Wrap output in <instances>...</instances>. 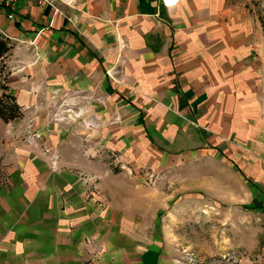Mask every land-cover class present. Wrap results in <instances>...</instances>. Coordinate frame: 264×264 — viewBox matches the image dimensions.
<instances>
[{
	"label": "crops",
	"instance_id": "obj_1",
	"mask_svg": "<svg viewBox=\"0 0 264 264\" xmlns=\"http://www.w3.org/2000/svg\"><path fill=\"white\" fill-rule=\"evenodd\" d=\"M0 40V264H176L143 178L201 190L262 139L254 26L227 0H0ZM73 94L83 121L39 108Z\"/></svg>",
	"mask_w": 264,
	"mask_h": 264
},
{
	"label": "rangeland",
	"instance_id": "obj_2",
	"mask_svg": "<svg viewBox=\"0 0 264 264\" xmlns=\"http://www.w3.org/2000/svg\"><path fill=\"white\" fill-rule=\"evenodd\" d=\"M227 6L254 26L255 41L262 45L264 128V0H227ZM232 148L223 178L206 179L201 190H180L178 177L165 173L156 183L151 173L143 178L144 186L157 190L149 200L163 206L159 217L176 264H264V129L262 139Z\"/></svg>",
	"mask_w": 264,
	"mask_h": 264
},
{
	"label": "built area",
	"instance_id": "obj_3",
	"mask_svg": "<svg viewBox=\"0 0 264 264\" xmlns=\"http://www.w3.org/2000/svg\"><path fill=\"white\" fill-rule=\"evenodd\" d=\"M8 2H14L16 0H7ZM38 5H43L49 3V0H30ZM178 0L176 4L179 2ZM161 2L168 6L165 0H161ZM175 4V5H176ZM76 99V96L73 95H68L65 97H50L46 103H41L39 105V108H43L47 114V117L50 122L52 123H72L76 121H83L84 116L87 114V110L85 107L82 106H77L74 100ZM38 108V107H37ZM85 126L88 127L89 129L93 128L94 123L92 121H87L85 123ZM30 126V123L28 125ZM38 139V137L35 134H32L29 139L28 143L31 145H35L36 142L35 140ZM47 153L49 151H46ZM51 159V166L52 169L57 168L56 165V160L57 156L52 153L50 155ZM149 178L151 179V182L156 183V179L158 177H155L154 175H149Z\"/></svg>",
	"mask_w": 264,
	"mask_h": 264
},
{
	"label": "trees",
	"instance_id": "obj_4",
	"mask_svg": "<svg viewBox=\"0 0 264 264\" xmlns=\"http://www.w3.org/2000/svg\"><path fill=\"white\" fill-rule=\"evenodd\" d=\"M8 51V47L6 44L0 40V57L5 54ZM6 98L8 96L2 95L0 97V116L3 118V120L7 121L9 119H13L17 114V108L12 103L6 102ZM256 186V185H255Z\"/></svg>",
	"mask_w": 264,
	"mask_h": 264
},
{
	"label": "bare ground",
	"instance_id": "obj_5",
	"mask_svg": "<svg viewBox=\"0 0 264 264\" xmlns=\"http://www.w3.org/2000/svg\"><path fill=\"white\" fill-rule=\"evenodd\" d=\"M165 1H166L168 6H173L176 4L175 2H177L178 0H165ZM173 3H175V4H173Z\"/></svg>",
	"mask_w": 264,
	"mask_h": 264
}]
</instances>
